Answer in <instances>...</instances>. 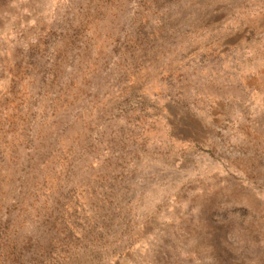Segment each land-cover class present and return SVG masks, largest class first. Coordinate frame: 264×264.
Returning <instances> with one entry per match:
<instances>
[{"label": "rangeland", "instance_id": "374dc122", "mask_svg": "<svg viewBox=\"0 0 264 264\" xmlns=\"http://www.w3.org/2000/svg\"><path fill=\"white\" fill-rule=\"evenodd\" d=\"M0 264H264V0H0Z\"/></svg>", "mask_w": 264, "mask_h": 264}]
</instances>
